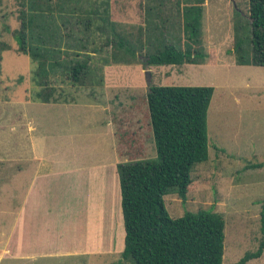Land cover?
<instances>
[{
    "label": "rangeland",
    "instance_id": "rangeland-1",
    "mask_svg": "<svg viewBox=\"0 0 264 264\" xmlns=\"http://www.w3.org/2000/svg\"><path fill=\"white\" fill-rule=\"evenodd\" d=\"M106 1L120 34L138 37L146 30L145 0ZM163 1L159 10L166 39L175 43L180 36L175 0ZM18 10L17 0H4L0 12V42L9 45L0 59V264H117L124 229L118 174L106 165L116 155L108 150L105 127H115L113 119H127L126 124L144 143L143 157L154 158L144 103L152 85L214 89L207 112L208 160L194 166L185 200L176 194L164 196L169 216L178 218L199 210L219 214L224 221L222 264H236L245 254L255 252L261 240L264 203V67L238 66L234 56L226 53L233 46L234 21L243 22L248 14V0L205 1L201 46L206 54L199 66L114 65L106 47L92 54L90 62L95 71L92 78L102 79L99 85L70 86L62 83L59 74L52 75L53 85L63 87L72 102L44 112L43 118L36 114L32 121L35 127L41 122L50 127L46 155L55 160L56 177L36 182L31 204L26 205L17 226L12 212L21 207L22 195H12L11 125L21 103L35 90L30 79L33 62L17 52L11 33L4 31L5 25L12 32L19 28ZM158 20L155 16L151 22ZM24 144L20 143V155L26 152L21 147ZM84 164H95L94 173L113 180L106 207L80 205L74 179L77 166ZM255 164L262 167H249ZM83 174L92 175L90 171ZM23 182L28 184L26 179ZM40 188L44 199L37 207L33 202ZM104 199L105 193L100 201ZM73 246L82 252L67 255ZM246 264H264V255Z\"/></svg>",
    "mask_w": 264,
    "mask_h": 264
},
{
    "label": "trees",
    "instance_id": "trees-1",
    "mask_svg": "<svg viewBox=\"0 0 264 264\" xmlns=\"http://www.w3.org/2000/svg\"><path fill=\"white\" fill-rule=\"evenodd\" d=\"M162 1L145 0L147 28L133 37L117 31L106 0H17L19 28L12 32L5 25L4 31L11 33L17 52L33 62V100L72 102L63 87L53 85L52 75L59 74L62 83L69 82L70 86L99 85L102 79L92 78L95 71L90 62L92 54L102 53L106 47L114 65L203 64L205 0H175L180 26L175 43L166 39L159 10ZM3 2L0 0V12ZM155 9L159 13L155 14ZM155 16L158 22H151ZM233 34V46L226 53L234 56L236 64L264 67V0H248V14L243 22L234 21ZM6 50L9 45L0 42V59ZM18 80L22 82L23 78ZM213 93V87L207 86L149 87L145 118L153 139L154 158L143 157L144 143L139 133L126 124L127 119H113L116 152L125 160L116 166L124 229L117 264H222V217L199 210L171 218L164 203L168 194L185 200L194 166L208 160L207 112ZM260 234L257 250L245 254L236 264L258 259L264 252V203Z\"/></svg>",
    "mask_w": 264,
    "mask_h": 264
},
{
    "label": "crops",
    "instance_id": "crops-1",
    "mask_svg": "<svg viewBox=\"0 0 264 264\" xmlns=\"http://www.w3.org/2000/svg\"><path fill=\"white\" fill-rule=\"evenodd\" d=\"M206 1V0H205ZM204 10V6H203ZM185 67L199 66V65H183ZM182 66V67H183ZM157 68H162L164 66H152ZM174 66H166L164 68H172ZM180 67V66H179ZM147 72V71H146ZM145 72V73H146ZM15 101H18L17 99ZM16 104H19L18 102ZM21 111L17 110L16 116L12 120L11 125V158H10V166H11V183H12V195L18 197L22 195L21 199V207L18 206L15 211L12 212L13 219L15 224L18 226V222L21 220L23 216L24 209L26 205L31 204L30 200L32 199L31 192L36 187V182L40 180H47L51 177H56V173L54 171L53 165L55 164L54 158H50L47 156L48 150V132L49 128L45 123L41 122L35 127L32 118L34 115L38 114L39 117L43 118L44 112H53L57 109L58 105H67L64 103H41L36 102L32 98V94L27 96V100L21 103ZM39 104V105H35ZM69 105V104H68ZM46 106V107H45ZM35 108V109H34ZM46 108V109H45ZM21 118L20 119V115ZM45 116V115H44ZM112 126V124H111ZM106 136L108 137V150L111 154L116 155V158L110 162V167L116 168L117 164L122 161L117 152H116V137H115V129L116 127H105ZM20 143H25L22 145V149H25V154L20 155ZM102 166L104 162H101ZM99 165H97L98 167ZM96 165L94 164H84L81 166H77V175L74 179V185L76 193L78 194V199L80 201V205L85 204L90 207H106L108 204L106 203L107 195L112 192L113 180L105 179L102 174L94 173ZM99 169V168H98ZM86 171H90L92 173L91 176H85L83 173ZM104 176H108L104 174ZM118 176V175H117ZM24 179L28 182L24 183ZM23 180V181H21ZM111 189V190H110ZM36 196L33 202L34 206L41 205L44 199V190L40 188L36 191ZM105 193V199L103 202L100 201L101 194ZM100 194V195H99ZM99 195V196H98ZM108 200H110L108 198ZM110 205V203H109ZM51 210L48 209V212ZM60 221H58L59 223ZM15 226L12 228V234ZM105 237V233H104ZM98 239V237H97ZM97 241V240H96ZM82 252V248L73 246L68 249V254H75ZM264 253L261 255V257ZM260 257V258H261ZM258 258V259H260Z\"/></svg>",
    "mask_w": 264,
    "mask_h": 264
}]
</instances>
